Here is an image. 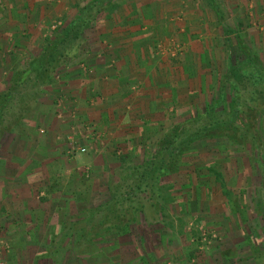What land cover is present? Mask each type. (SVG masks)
I'll return each instance as SVG.
<instances>
[{"label": "crops", "instance_id": "1", "mask_svg": "<svg viewBox=\"0 0 264 264\" xmlns=\"http://www.w3.org/2000/svg\"><path fill=\"white\" fill-rule=\"evenodd\" d=\"M90 1L0 0V57L16 45L8 65L26 61L47 29L73 21ZM221 1L224 25L238 29L264 64V0ZM109 10L86 30L88 51L46 89L30 146L13 151V164H0V224L11 264H70L65 221L72 205L104 186L101 177L128 158L152 155L167 125L182 121L183 109L198 107L210 78L217 82L225 73L226 36L210 0H120ZM158 41L183 43L186 51L161 54ZM77 143L90 155L69 160ZM86 162L94 170L89 181L80 172Z\"/></svg>", "mask_w": 264, "mask_h": 264}, {"label": "rangeland", "instance_id": "2", "mask_svg": "<svg viewBox=\"0 0 264 264\" xmlns=\"http://www.w3.org/2000/svg\"><path fill=\"white\" fill-rule=\"evenodd\" d=\"M201 1L205 3L209 0ZM214 3L217 6L222 1L216 0ZM182 17L180 14L177 21H181ZM62 26L63 22H56L47 29V36ZM182 31L185 34L186 30ZM42 44L39 43V48L33 49L26 58L36 55ZM16 48V45H10L1 53L0 94L9 87L13 67L22 61L17 59V62L8 65ZM156 48L161 54H169L173 58L186 51L183 43H173L166 47L158 41ZM223 57L225 67L222 68L226 73L230 62L227 48ZM236 57L235 52L231 64H234ZM224 74L218 77L217 82L210 78L209 90L200 93L198 107L183 109L182 121L167 125V131L198 116L210 105L218 97ZM57 76L58 73L54 83ZM51 85L43 88L44 93L39 102ZM27 89L33 91L34 88L28 83ZM36 107L15 131L5 137L0 136V164H13L16 162L13 151L30 146ZM260 122L263 139L260 150H256L251 142L241 146L218 138L194 144L181 160L178 171L163 178L160 184L162 193H156V199L152 200L154 206L148 202L151 196L149 189L140 195L139 200L142 199L145 204L144 212L137 213V220L130 223L127 229L121 225L108 228L110 225L102 224L103 212L95 211V219L92 221H87V218L90 211L108 203L113 193L116 196L130 193L135 186L133 181L137 180L126 179V176L131 175L135 168L142 167L148 158L139 162L128 158L119 168L116 166L117 170L113 173L105 174L101 177L104 186H96L92 192L89 190L81 203L76 202L69 210L71 220L66 219L65 226L71 230L67 236L70 239V251L67 252L70 264H264V115ZM75 147L79 148V143ZM88 155L90 152L87 155L67 152L69 160ZM81 167L83 177L92 180V165L86 162ZM182 167L185 171L179 181L175 176L179 175ZM208 179H212L214 190L210 186L206 187L210 184ZM133 206L140 209L142 204L133 202ZM1 228L0 224L3 257L6 264H11L8 259L11 245L2 236L4 231Z\"/></svg>", "mask_w": 264, "mask_h": 264}, {"label": "trees", "instance_id": "3", "mask_svg": "<svg viewBox=\"0 0 264 264\" xmlns=\"http://www.w3.org/2000/svg\"><path fill=\"white\" fill-rule=\"evenodd\" d=\"M117 1L91 0L73 21L51 32L36 55L13 67L9 87L0 94V136L5 137L15 131L38 104L44 93L43 88L54 83L59 70L88 51L84 38L86 30L101 15L109 12L110 6ZM210 1L224 28L230 60L221 78L218 97L198 116L168 130L157 144L156 151L147 157L145 164L126 176V179L137 180L133 181V190L124 196H116L112 192V199L93 212L90 211L87 221L95 219L94 212L97 211L104 213L101 222L110 225L108 228L117 225L129 228V224L137 220V213L144 212L145 204L142 199L139 200L140 195L149 189L151 196L148 202L154 206L152 200L156 199V193H162L160 184L163 178L178 171L183 157L198 142L218 138L241 146L251 142L256 150L262 148L260 120L264 115V64L238 33L224 25L222 13L215 1ZM235 52L237 57L234 64H231ZM28 83L35 90L27 89ZM140 168L143 169L138 171ZM133 202L141 203L142 207L136 208Z\"/></svg>", "mask_w": 264, "mask_h": 264}, {"label": "built area", "instance_id": "4", "mask_svg": "<svg viewBox=\"0 0 264 264\" xmlns=\"http://www.w3.org/2000/svg\"><path fill=\"white\" fill-rule=\"evenodd\" d=\"M87 151L86 148H76L74 145L70 147V150H69V154H76V153H85ZM3 251H4V245H3V242L0 241V264H6L5 263V260H4V257H3Z\"/></svg>", "mask_w": 264, "mask_h": 264}]
</instances>
